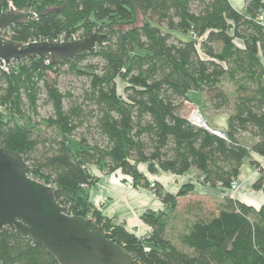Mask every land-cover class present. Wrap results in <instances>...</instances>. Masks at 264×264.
Returning <instances> with one entry per match:
<instances>
[{
  "label": "trees",
  "instance_id": "1",
  "mask_svg": "<svg viewBox=\"0 0 264 264\" xmlns=\"http://www.w3.org/2000/svg\"><path fill=\"white\" fill-rule=\"evenodd\" d=\"M59 2L0 0V15L10 6L34 14L6 30V37L19 44L60 37L70 42L73 34L104 39L93 51L56 65L34 58L0 69V147L20 154L30 176L50 185L70 215L102 227L134 264H264V203L254 209L231 196L243 161L251 154L264 158V26L256 21L264 14V0H246L241 11L229 0ZM137 10L144 24L125 29L135 23ZM63 68L87 81L81 102L67 108L64 99L72 96L57 84ZM117 80L124 84L121 94ZM225 84L232 86L231 94ZM191 92L202 93L214 112L231 111L224 138L182 115ZM42 95L52 113L35 122ZM41 127L50 135H41ZM139 165L150 175L194 171L199 186L220 192L216 209L194 216L178 235L179 245L167 232L179 198L188 196L196 181L174 196L149 182ZM90 167L106 175L120 172L133 188L150 190L163 204V211L141 215L148 239L90 205L88 191L96 183ZM253 188L263 190L262 178ZM200 205L193 207L200 211ZM0 264L59 263L42 246L4 229Z\"/></svg>",
  "mask_w": 264,
  "mask_h": 264
},
{
  "label": "water",
  "instance_id": "2",
  "mask_svg": "<svg viewBox=\"0 0 264 264\" xmlns=\"http://www.w3.org/2000/svg\"><path fill=\"white\" fill-rule=\"evenodd\" d=\"M33 17L11 6L0 15V65L34 58L56 65L93 51L104 39L95 34L73 42L19 44L3 36L11 26ZM211 133L224 138L223 134ZM30 172L20 154L0 147V231L9 229L42 246L59 264H134L102 227L91 219L70 215L55 200L52 187L33 179Z\"/></svg>",
  "mask_w": 264,
  "mask_h": 264
},
{
  "label": "rangeland",
  "instance_id": "3",
  "mask_svg": "<svg viewBox=\"0 0 264 264\" xmlns=\"http://www.w3.org/2000/svg\"><path fill=\"white\" fill-rule=\"evenodd\" d=\"M59 1L62 3V0H59ZM229 1L232 5L239 8L238 11L243 10L246 6V0H229ZM60 2H59V4H60ZM261 22L264 24V14L262 15ZM143 24H144V19L141 16V14L139 13V11L137 10L135 13V23H132L129 26H123V27L125 29L139 28ZM5 32L3 34L4 37H6ZM78 36H79L78 34H73L72 35L73 40L70 42L82 40ZM176 36L179 37L180 39H182L183 41H187L189 39L185 35H182V37H180L178 34H176ZM60 38L58 39L59 41L55 40V42H50V43H63ZM44 42H46V41H44ZM95 62L96 61H93V63H95ZM50 77L53 78L54 76L50 75ZM57 81H58V83H57L58 89L62 93L68 92L72 96V98H70V99H64V107L65 108H67L70 105V103H72L74 101H78V103L81 102L83 92L87 88L86 78L81 77V76L80 77L75 76V75L71 74L70 72H68L67 68H63L61 73L58 75ZM117 87H118L117 90H118L119 94H121L122 88L124 87V84L120 80H117ZM225 89L227 90V92L229 94H231L232 86L230 84H225ZM188 96H189L190 103L185 104L184 109L182 111V115L185 116L192 124H194L198 127L205 126L208 129V131H210V132H217V133L223 134L222 131H219L218 130L219 128L216 126L217 125L221 126L223 123H225V126H226L227 116H228V114L231 113V111H228L227 113L214 112L210 108V106L205 102V98H204L203 94L200 92H191V93H189ZM51 113H52V108L49 104H47L45 102V96H43V95L40 96V99L38 101V117H36V118L34 117L33 121L39 122L40 120L49 117ZM0 114H2V109H0ZM193 114H197L200 117L201 122H202L201 124L195 123L192 121ZM81 132H83V131H81ZM50 133H51L50 130L44 129L43 127L40 128V134L41 135H45V134L50 135ZM95 138H96V136H95ZM72 144H75V143L72 142ZM140 169H143V166H140ZM90 171L94 176H99V177L100 176H107L105 173L97 170L94 167H90ZM257 171H259V169H257ZM161 173L166 174V175H171L169 173H164V172H161ZM145 174H146V171H145ZM190 174L191 173H189L188 176L185 177L186 181L183 182L182 185L179 184V185H176L173 187V189H174L173 195L174 196L179 195L183 186L188 184V183L194 184L196 181V185L197 186L200 185L199 184L200 180L197 181L198 180L197 175H193V174L190 175ZM109 175H112V174H109ZM122 176H123V178H122L123 182H125L127 186L132 187L129 177L124 176V175H122ZM171 176H173V175H171ZM159 180L166 187H168V186L172 187L174 185V183H172V180H168V178H166L163 175H159ZM196 185H195V188L193 186V191L190 194H188V196H186L185 198H182V199L179 198L178 207L171 217V221H170L169 230L167 232V235H168V238H170L175 245H179L178 235L186 232V230H188L190 228V225H191L190 223L193 222L194 216H198V215H200L202 217L207 216L210 213V211H214L216 209L215 201H220V199L218 198V196H220L219 192H217V191L212 192L211 191L210 194L206 193V192L201 193L202 190L200 188H197ZM151 188H153V186ZM252 189H254L253 186H252ZM163 191H165L164 188H163ZM237 191L234 190V193L231 192V195L235 194ZM156 199L158 200V198H156ZM195 203L201 204L200 205V211H197V208L193 207ZM90 205L92 206V204H90ZM92 207L97 210L96 207H94V206H92ZM189 207H191L190 208L191 210L189 209ZM163 210H164V206H163ZM163 210H161V211H163ZM147 211H152V210H147ZM161 211H152V212L156 214V213H159ZM149 231H150V229H149ZM149 231L143 237H139V238L144 239V240L148 239L147 236L149 234Z\"/></svg>",
  "mask_w": 264,
  "mask_h": 264
},
{
  "label": "crops",
  "instance_id": "4",
  "mask_svg": "<svg viewBox=\"0 0 264 264\" xmlns=\"http://www.w3.org/2000/svg\"><path fill=\"white\" fill-rule=\"evenodd\" d=\"M237 11L239 8L232 5ZM219 131L225 129V123L221 126L217 125ZM255 163V166L251 165ZM143 166V169H140ZM139 171L146 177V179L153 183H159L165 192L173 194V187L186 181L189 173L196 175L191 171L183 176H171L158 172L155 175H150L146 171L144 165L138 166ZM259 169V171H257ZM261 169V170H260ZM146 171V174H145ZM190 174V175H191ZM159 175H163L168 180H172L174 185L166 187L159 180ZM96 183L88 191V201L92 206L97 208V211L113 224L123 225L124 228L133 233L136 237H143L148 233L149 227L141 221V215L147 210L161 211L163 205L156 199L154 194L148 189L133 188L123 182L122 174L115 172L107 176H95ZM262 178V189L264 190V158L251 154L250 159L244 160L237 178L238 191L232 194V198L240 201L254 209H259L264 203V191L252 189L253 184ZM185 184V183H184ZM180 185V186H181ZM202 191L201 193H209L217 190H210L207 187L197 186ZM219 192V191H217ZM220 193V192H219ZM218 198H221L218 196Z\"/></svg>",
  "mask_w": 264,
  "mask_h": 264
},
{
  "label": "built area",
  "instance_id": "5",
  "mask_svg": "<svg viewBox=\"0 0 264 264\" xmlns=\"http://www.w3.org/2000/svg\"><path fill=\"white\" fill-rule=\"evenodd\" d=\"M261 20H262V15H259L258 17H257V19H256V21H257V23L258 24H260V25H262V26H264V24L261 22ZM61 41V40H60ZM8 65L6 66V65H4V64H2V65H0V69L1 70H3V71H7L8 69ZM153 185L151 184V187H152ZM234 190H238V184L237 183H233V185H232V187H231V192H233L234 193Z\"/></svg>",
  "mask_w": 264,
  "mask_h": 264
},
{
  "label": "bare ground",
  "instance_id": "6",
  "mask_svg": "<svg viewBox=\"0 0 264 264\" xmlns=\"http://www.w3.org/2000/svg\"><path fill=\"white\" fill-rule=\"evenodd\" d=\"M193 122H195V123H199V124L202 123V122H201V119H200V117H199L198 115H195V117H194V119H193Z\"/></svg>",
  "mask_w": 264,
  "mask_h": 264
}]
</instances>
